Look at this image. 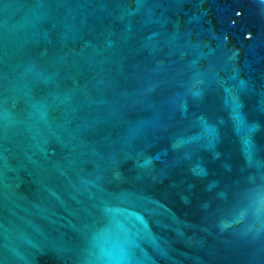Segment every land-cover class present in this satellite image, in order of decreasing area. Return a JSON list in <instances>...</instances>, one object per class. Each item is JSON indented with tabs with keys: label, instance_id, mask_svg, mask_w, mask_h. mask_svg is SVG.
Segmentation results:
<instances>
[{
	"label": "water",
	"instance_id": "obj_1",
	"mask_svg": "<svg viewBox=\"0 0 264 264\" xmlns=\"http://www.w3.org/2000/svg\"><path fill=\"white\" fill-rule=\"evenodd\" d=\"M0 264H264V0H0Z\"/></svg>",
	"mask_w": 264,
	"mask_h": 264
}]
</instances>
